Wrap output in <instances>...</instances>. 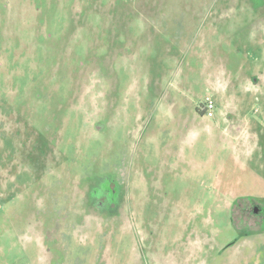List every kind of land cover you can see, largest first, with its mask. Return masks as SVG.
<instances>
[{"label":"rangeland","instance_id":"1","mask_svg":"<svg viewBox=\"0 0 264 264\" xmlns=\"http://www.w3.org/2000/svg\"><path fill=\"white\" fill-rule=\"evenodd\" d=\"M0 264H264V0H0Z\"/></svg>","mask_w":264,"mask_h":264},{"label":"built area","instance_id":"2","mask_svg":"<svg viewBox=\"0 0 264 264\" xmlns=\"http://www.w3.org/2000/svg\"><path fill=\"white\" fill-rule=\"evenodd\" d=\"M216 108L215 102L213 100H209L205 107H203L204 111L209 115H214V110Z\"/></svg>","mask_w":264,"mask_h":264},{"label":"crops","instance_id":"3","mask_svg":"<svg viewBox=\"0 0 264 264\" xmlns=\"http://www.w3.org/2000/svg\"><path fill=\"white\" fill-rule=\"evenodd\" d=\"M234 129H235V128H234ZM228 132L231 133L230 136H231V138H233L234 140H235L236 138H239V137H240L239 134H236V132L233 130V128L231 129L230 127H228Z\"/></svg>","mask_w":264,"mask_h":264},{"label":"flooded vegetation","instance_id":"4","mask_svg":"<svg viewBox=\"0 0 264 264\" xmlns=\"http://www.w3.org/2000/svg\"><path fill=\"white\" fill-rule=\"evenodd\" d=\"M111 180H113V179H111ZM114 192L117 193V189H116L115 187L112 188V194H113Z\"/></svg>","mask_w":264,"mask_h":264}]
</instances>
